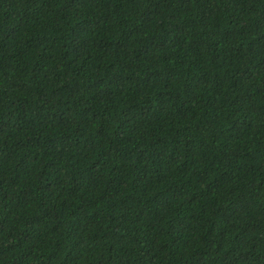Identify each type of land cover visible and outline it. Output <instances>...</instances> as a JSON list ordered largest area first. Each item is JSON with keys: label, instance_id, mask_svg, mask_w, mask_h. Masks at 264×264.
<instances>
[{"label": "trees", "instance_id": "1", "mask_svg": "<svg viewBox=\"0 0 264 264\" xmlns=\"http://www.w3.org/2000/svg\"><path fill=\"white\" fill-rule=\"evenodd\" d=\"M0 264H264V0H0Z\"/></svg>", "mask_w": 264, "mask_h": 264}]
</instances>
